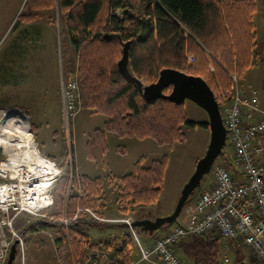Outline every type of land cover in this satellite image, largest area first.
<instances>
[{
    "label": "trees",
    "instance_id": "trees-1",
    "mask_svg": "<svg viewBox=\"0 0 264 264\" xmlns=\"http://www.w3.org/2000/svg\"><path fill=\"white\" fill-rule=\"evenodd\" d=\"M56 5L63 54L65 51L71 61L65 38L68 33L70 46L77 55L83 104L108 117L86 145L88 158L98 163L103 162L107 149V131L118 136L151 138L159 145L172 147L187 139L184 126L210 129L209 121L189 119L185 102L164 97L147 100L143 96L138 83L119 68L127 42L129 70L144 84L155 82L164 68L199 75L213 89L220 107L225 101V91L231 86L229 72L243 75L264 52V42L257 41L255 35V0H28L16 24L36 20L42 14L55 24ZM189 56H194L195 61L190 63ZM210 62L215 65L214 70L209 69ZM72 67L64 65L66 75L73 72ZM118 149L125 152L122 147ZM146 158L141 156L130 172L117 178V208L121 214L133 206L150 205L161 196L168 156L144 165ZM70 182L67 199L60 194L61 188L55 196L58 216L63 215L65 208L69 216L77 208L97 210L103 178L74 171ZM123 224L101 223L83 210L71 221L68 231L62 223L49 219L22 229L14 222L23 235L37 227L57 230L56 240L65 243L70 264H89L94 249L102 253L103 242L92 240L89 235L92 229L103 230L104 225L115 229ZM124 246L123 243L121 248ZM175 248L188 264L215 263L223 244L218 237L191 235L178 241ZM120 250H115L117 257Z\"/></svg>",
    "mask_w": 264,
    "mask_h": 264
},
{
    "label": "rangeland",
    "instance_id": "rangeland-1",
    "mask_svg": "<svg viewBox=\"0 0 264 264\" xmlns=\"http://www.w3.org/2000/svg\"><path fill=\"white\" fill-rule=\"evenodd\" d=\"M27 1L0 0V133L3 132V129L8 128L11 129L16 138H21L20 132L14 130V122L18 117L11 116L24 115L28 119L29 128L36 140L38 149L43 155L56 162L58 172L50 190L54 203L46 210L50 217L21 213L15 222L22 229L37 223L41 219H49L62 223L64 229L68 231L69 224L76 219L81 210L101 223L112 224H123L122 220L130 219L134 221L142 217L155 219L173 213L184 185L195 171L197 161L206 153L211 136L210 129L201 126H184L183 129L187 134V139L184 142L174 144L172 147L159 145L151 138L140 139L134 136H118L107 131V136L105 133L107 149L103 154V162L98 163L88 158L86 154L87 141L95 129L103 128V124L108 117L93 112L84 106L82 100L74 119L69 124L65 122L62 97H60L61 74H65L64 65L65 67L67 65L72 66V60L75 61V59L72 58L69 61L67 53L64 51L63 54L62 41L61 55L58 53L59 50L54 53V50L50 48L53 46L54 40L56 48L59 47L58 35L60 38L61 25L57 5L55 24L50 22L46 14H42L36 20L30 22L16 24ZM256 1L259 13L257 19H260L261 16L259 15L263 13L261 5L262 2L264 4V0ZM45 30L47 35L49 32L52 34L50 37L45 38L47 48L46 51L42 49L41 52L36 48L40 39L38 40L35 36L37 32L42 34ZM258 32L261 37L259 23ZM59 65H61L60 71L58 70ZM72 73L78 76L77 65L76 71ZM240 82L244 87H247V83H252L253 85L250 88L258 89L261 95L264 91V66L259 63L247 69ZM185 108L189 119L195 121L209 120L206 110L192 100H185ZM7 124L9 127H5ZM230 144V139L227 137L223 151L227 150ZM119 147L124 148L125 152L119 151ZM52 148L56 149L53 150ZM51 153L56 155V160L50 156ZM165 154L168 156V163L160 198L150 205L130 207L126 214H121L117 208L119 187L117 178L130 172L134 163L141 156H147L144 165H149L152 159ZM3 157H6V155L4 150L0 148V158ZM75 160L79 170L75 166ZM223 161H227V158L224 155H219L210 172L202 178L201 185L187 199L178 218L174 222L163 224L154 231L155 233L153 232L154 234H149L150 237L153 235L156 237L164 233L163 230L186 218V208L192 205L198 195L210 186L214 167ZM74 171L90 177L103 178L97 210L91 207L77 208L75 214L69 216L65 208L63 215L58 216L60 210L55 196L58 189L61 188L60 194L64 195V198H68L69 187L71 186L70 180ZM66 175H69V177ZM66 199L65 205L67 204ZM106 225H104L103 230L107 227ZM15 228L20 232V228L16 226ZM129 229V227L121 225V228L117 226L115 229L109 230L118 236L122 234L121 231L125 230V237H131ZM134 229L136 232L141 231L138 227H134ZM103 230L92 229L89 235L92 240L102 242L100 238H102L101 231ZM23 236L25 264H70L65 243L59 244L56 240L58 237L57 230L37 227L35 230L27 231L26 235ZM133 241L135 240L133 239ZM68 242H70L69 239ZM21 263V258L17 257L13 264ZM142 264L150 263L143 262Z\"/></svg>",
    "mask_w": 264,
    "mask_h": 264
},
{
    "label": "built area",
    "instance_id": "built-area-1",
    "mask_svg": "<svg viewBox=\"0 0 264 264\" xmlns=\"http://www.w3.org/2000/svg\"><path fill=\"white\" fill-rule=\"evenodd\" d=\"M189 61L194 62L195 57L189 56ZM209 69H215L211 62ZM229 73L231 86L225 91L220 108L234 154L214 167L210 186L186 208L187 220L156 236L151 248L142 246L133 221L122 220L140 247L141 260L152 264H188L175 245L183 238L201 235L220 238L223 250L215 263L200 264H264V108L258 89L243 87L238 74ZM61 77L63 116L69 124L79 111L81 88L76 74L65 73ZM4 154L6 157L0 158V264H6L15 241L16 259L20 257L21 264H25L24 236L14 222L21 213L50 217L46 210L54 200L48 204L43 198L37 200L33 192L39 182L29 177L32 172L28 166L23 161L13 164L10 155L5 151ZM236 173L240 174L239 179ZM54 182L55 178L49 191ZM243 245L247 255L235 260L231 251ZM102 256L101 250H92L89 264H105Z\"/></svg>",
    "mask_w": 264,
    "mask_h": 264
},
{
    "label": "water",
    "instance_id": "water-1",
    "mask_svg": "<svg viewBox=\"0 0 264 264\" xmlns=\"http://www.w3.org/2000/svg\"><path fill=\"white\" fill-rule=\"evenodd\" d=\"M128 62L129 42L124 46L123 56L119 60V68L126 77L138 83L143 96L147 100L164 97L173 102L180 103L189 99L205 109L209 116L211 133L209 145L204 156L197 161L194 173L184 185L174 212L169 215L156 217L155 219L142 217L132 222V226L152 233L163 224L174 222L178 218L189 196L201 185L202 178L210 172L216 159L222 153L227 141V129L222 118L217 97L203 77L172 68H164L160 71L155 82L144 84L141 79L131 74ZM166 89L169 90L167 93H165ZM16 254L17 241L11 246L6 264H13Z\"/></svg>",
    "mask_w": 264,
    "mask_h": 264
},
{
    "label": "crops",
    "instance_id": "crops-1",
    "mask_svg": "<svg viewBox=\"0 0 264 264\" xmlns=\"http://www.w3.org/2000/svg\"><path fill=\"white\" fill-rule=\"evenodd\" d=\"M256 4H257V1H256ZM261 7H262V10H263V13L261 15H259V16H261L260 19H257L258 18V14H259L258 13V4H257V11H256V13L254 15V26H255V35H256L257 41L264 42V4H263V2H262ZM258 23L260 24V27H261V33H260L261 37L259 36V32H258ZM48 26H50V25H48ZM60 28H61V26H60ZM59 33H60V38H59V35H58L59 47L57 46V48H56L55 40H54L53 41V46L50 47V48H51V50H54L53 51L54 53H55L56 50H57V52L59 50L58 53L61 55V53H60L61 52L60 51L61 41H62L61 30L59 31ZM51 34L49 32V34L47 35L46 30L43 31L42 34L37 32L35 38H37L38 40L40 39V41L38 42L39 45L36 48L39 51L42 52V49H44L46 51L47 47H46L45 38H47V36L50 37ZM65 38H66V43L67 44L69 43L68 44L69 45V53H70V56H71L70 60H72V58L75 59V61L72 60V63H73V65H72L73 67L72 68H73V71H76V65L78 63L77 62V55H76L75 50L70 46V41L68 39L69 38L68 33H66V37ZM72 55H74V56H72ZM259 63H261L264 66V52H263V55H262L261 59H259L256 64H254L253 66H251L249 68H252V67H254L255 65H257ZM60 68H61V65H59V67H58L59 71H60ZM38 74H39V72H38ZM242 76L243 75L239 76L240 81L242 79ZM60 80H61V78H60ZM251 85H253V84L252 83H247L246 84L247 87H245V88L248 89V88L252 87ZM60 89H61V83H60ZM60 97H61V92H60ZM260 97H261L262 107L264 108V91L260 95ZM106 136H107V133H106ZM52 149L55 150L56 148H52ZM233 154H234V148H233L232 144H230V147L227 148V150H224V154L223 155H224V157H226L227 159L230 160L232 158ZM50 156H52L55 160L57 158L54 153H51ZM75 166L78 169V165L76 163V160H75ZM236 176H237V179L240 178V174L239 173H236ZM92 178H94V177H92ZM185 217L186 218L182 219L181 221H179V223L185 222L187 220V218H188L187 210H186V216ZM173 226L174 225H172L169 228L163 230V232H166L167 230H169ZM125 230L127 231V229H125ZM125 230L121 231L122 234L120 236H118L116 233L111 232L107 228L105 230L101 231V233H102L101 237L102 238H100V239L102 240V242H103L102 246L104 247L102 249V253H103L102 258L104 259L105 264H142L143 262L150 263L149 261L141 260V251H140V247H139L138 243L136 241H133L132 237H125V234H126ZM137 234H138V238L140 240V243L142 244V246L144 248H151L152 247L153 242H154V238H155L154 235L152 237H150L148 233H145V232H142V231H137ZM123 243H124L125 246L123 248H121ZM116 249H121L119 251V256L118 257L115 254L116 253L115 252ZM247 253H248L247 247H245L243 245V246H240L239 248L233 249L230 254L235 260H238L241 257H243L244 255H247ZM114 255H116V256H114ZM154 260L158 261V258H154ZM150 264H152V263H150Z\"/></svg>",
    "mask_w": 264,
    "mask_h": 264
},
{
    "label": "bare ground",
    "instance_id": "bare-ground-1",
    "mask_svg": "<svg viewBox=\"0 0 264 264\" xmlns=\"http://www.w3.org/2000/svg\"><path fill=\"white\" fill-rule=\"evenodd\" d=\"M11 117H18L14 122V130L20 132L21 138H16L11 129L5 128L0 133V148H3L10 155L13 164L14 162L23 161L21 163L28 166L29 171L32 172L29 177L39 182V187L33 194H36L37 200L43 198L46 201L45 203H51L53 197L49 188L52 179L55 178L58 172V168L53 160L43 155L38 149L36 140L29 128L28 119L20 114ZM5 127H9V125L7 124Z\"/></svg>",
    "mask_w": 264,
    "mask_h": 264
}]
</instances>
